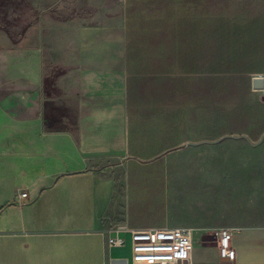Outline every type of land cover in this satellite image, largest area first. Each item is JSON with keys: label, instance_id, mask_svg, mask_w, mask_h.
<instances>
[{"label": "crops", "instance_id": "1", "mask_svg": "<svg viewBox=\"0 0 264 264\" xmlns=\"http://www.w3.org/2000/svg\"><path fill=\"white\" fill-rule=\"evenodd\" d=\"M29 5L44 15L28 27L44 68L27 76H54L58 95L17 121L10 165L0 162V264H132L131 230L163 227L192 230L191 264H264V224L233 227L234 258L222 257L220 228L175 206L171 170L185 150L264 140L253 88L264 74V0ZM52 12L63 22L48 23ZM228 94L241 104L232 132ZM47 101L58 117L45 116ZM111 235L126 244L110 246Z\"/></svg>", "mask_w": 264, "mask_h": 264}, {"label": "rangeland", "instance_id": "2", "mask_svg": "<svg viewBox=\"0 0 264 264\" xmlns=\"http://www.w3.org/2000/svg\"><path fill=\"white\" fill-rule=\"evenodd\" d=\"M29 7V0H0V162L7 165L21 128L17 121L43 113L38 104L58 95L52 87L54 76L39 79L38 84L27 76L29 69L44 68L39 57H34L37 37L30 40L28 35L29 22L40 16L44 19V15L31 14ZM64 19V15L52 12L47 22ZM55 71L59 69L55 67ZM237 99V94H228L229 132L240 128L236 125L237 105H241ZM250 106L245 103V121ZM46 107L47 118L58 117V109L50 102ZM208 149L185 150L172 160L175 206L215 228L264 224V140L253 145L245 139L227 138ZM6 153L9 155L4 156Z\"/></svg>", "mask_w": 264, "mask_h": 264}, {"label": "built area", "instance_id": "3", "mask_svg": "<svg viewBox=\"0 0 264 264\" xmlns=\"http://www.w3.org/2000/svg\"><path fill=\"white\" fill-rule=\"evenodd\" d=\"M264 80V74L258 75ZM264 97L263 89H254ZM27 197V192H21ZM233 227L220 228V254L230 260L234 258L232 239ZM132 264H191L193 251L192 230L185 227H163L150 229H132ZM110 246H124L126 240L120 236H109ZM121 264H130L123 259Z\"/></svg>", "mask_w": 264, "mask_h": 264}, {"label": "water", "instance_id": "4", "mask_svg": "<svg viewBox=\"0 0 264 264\" xmlns=\"http://www.w3.org/2000/svg\"><path fill=\"white\" fill-rule=\"evenodd\" d=\"M253 88L254 89H263L264 88V80L262 77H255L253 79ZM247 138V137H245Z\"/></svg>", "mask_w": 264, "mask_h": 264}]
</instances>
